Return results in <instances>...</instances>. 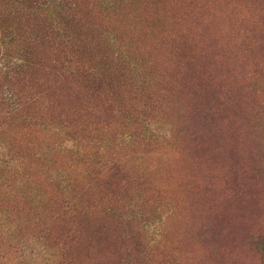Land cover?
<instances>
[{
    "label": "rangeland",
    "instance_id": "1",
    "mask_svg": "<svg viewBox=\"0 0 264 264\" xmlns=\"http://www.w3.org/2000/svg\"><path fill=\"white\" fill-rule=\"evenodd\" d=\"M7 2L0 0V66L13 70L21 50L19 38L3 36L16 21ZM71 6L73 42L65 55L75 52L106 83L93 97L84 95L85 115H68L73 124L84 120L74 126L79 135L104 138L101 151L124 161L126 170L111 186L76 181L80 200L96 204L77 218L85 232L76 242L59 220L69 212L56 179L72 172L71 151L82 147L58 128L23 134L21 150L31 163L15 159L6 163L7 175L0 171V181H11L10 190L0 188V264H55L44 236L56 248L64 242L60 249L75 264H120L126 248H139L132 234L151 264H264V0H72ZM55 17L32 20L43 42ZM44 44L37 53L48 59L54 46ZM96 103L101 118L87 114ZM97 122L103 131L94 130ZM1 151L0 159H10L8 148ZM105 190L112 192L102 198ZM161 213L164 243L151 250L156 242L146 226L159 225ZM102 222L106 236L91 227Z\"/></svg>",
    "mask_w": 264,
    "mask_h": 264
},
{
    "label": "trees",
    "instance_id": "2",
    "mask_svg": "<svg viewBox=\"0 0 264 264\" xmlns=\"http://www.w3.org/2000/svg\"><path fill=\"white\" fill-rule=\"evenodd\" d=\"M1 1H8L11 4L12 9L10 14L13 16V21L16 20L12 22L11 28L5 30L3 36L11 39L10 41H16V39L19 38L20 42L17 43L20 44L18 49H20L21 52H19L18 56L15 58L17 62H13L14 66L12 67L15 69H7L11 68L10 65L6 67L4 65L0 66V153L2 152V148H8L11 152L9 153L11 154L10 159H0V171L4 176L7 175L6 172L9 170L6 163L12 164V161L15 159H18L19 162L24 161L28 164L31 163V156L26 155L21 150L25 142L23 134L44 132L45 130L50 131L54 130V128H58L60 133L64 132L69 134V137L75 140V145L82 148L71 151V153L74 152V157L72 159L74 164L70 165L73 169L72 172L62 173L60 179H56L61 182V188L63 193H65V198L63 199L64 210L69 212L66 215L63 214L60 216L59 220L64 222V227L70 226L68 231L72 234V237H74L73 239L77 237L78 240L76 242H80L82 236H76V234H78V232L81 231V227H83V218L81 220H77V218L89 213L91 209H94L92 207H95L96 204L95 201L92 200L82 202L75 192L76 187H72L76 184L77 180L88 184L89 181H86V179L91 180L89 187L92 185L98 186L97 183L100 181H105V184L109 183L108 185L111 186L118 179L116 175L121 173V170H126L124 161L122 162L119 158H114L115 156L109 158L106 154L107 150L101 151V144L104 138H101L99 134L92 138L79 135V129L76 130V128L84 124V120L83 122L78 121L73 124L75 120L72 119V116L69 117L68 115L72 114L78 117L80 115H85L84 111L86 108L84 103L86 97H84V95H91V97H93L100 85L106 82L102 79V73L98 69L93 70L86 66L84 60L78 57L75 52H73V57L65 55L64 48L71 45L69 44L70 41L73 42V36L68 30L70 22L67 20L69 13H72V0ZM49 12H52V17H56L52 18V24L48 25L53 34L46 36L48 38L46 42L54 47L51 48V57L47 59L46 56L43 55V50L40 49L37 53L40 45H45L44 43L46 42L42 40L44 39L42 37L45 36L41 34L40 37L38 34L36 29V27H39L38 24L32 22V20L36 19L35 15L39 16L43 13L45 16L49 17ZM26 32L31 35L34 34V37L32 36L27 39ZM22 36H26V39H22ZM49 38H51V40H49ZM36 39L38 40L35 43V52L32 44ZM35 53L37 54L35 55ZM1 58L3 57L1 56ZM119 58L121 60L124 59L122 55L119 56ZM127 60L128 59H124L126 64L129 65V61ZM33 73L35 75H33ZM44 76H46V79ZM87 80L91 82V86H84V82ZM141 80L145 82L146 85H150V81L145 77L143 79L141 78ZM96 86L99 87L97 88ZM75 107L77 108L76 110H74ZM90 107L91 112L87 114H89L91 118H101L102 114L99 111H102V107L98 104L97 106ZM75 125H77L76 128L74 127ZM95 125L96 124H94L95 131L102 130V127H99L100 122H97V126ZM18 127L23 131L25 130V132L19 136L15 135L18 134ZM148 137L153 138V134H150ZM113 147H115V145H113ZM90 149H94V152ZM78 171L79 176L74 174V172L77 173ZM17 173H20L19 169H17ZM81 174H83L84 177L80 178ZM102 178L103 180H101ZM0 180H2V178H0ZM6 181H0V188L3 187L5 191H8L11 188V184L9 183L10 180L6 179ZM110 192L112 191L105 190L99 195H104L102 198H106L107 194ZM72 214H74L75 217H71ZM123 214L126 215L125 212H123ZM160 215L161 217L158 220L159 225L149 223L146 226L150 235L153 236L151 241L153 243L156 242L151 250L157 249L156 247L159 244L164 243V233L162 231V226L164 227V225H162V223L165 222L166 217H164L162 213ZM70 217L72 221L75 222V226L77 225V233L70 223ZM126 218H128L130 223L137 219L133 217L131 213L128 214ZM119 223L120 226H123L125 221L123 222L121 218ZM51 227L52 224H49L47 230L53 231ZM91 227H96L99 234L102 236L108 234L107 231L109 228L105 226L104 222L92 224ZM72 230H74V233ZM84 232L85 230L83 229L79 235L84 234ZM132 238L139 241V248H126L125 258L120 264H151L150 261L146 260V258H148V252L144 248L142 240H139L138 236L135 234H132ZM43 239L45 242L47 241L46 244L49 245V248L46 246V249L48 253L53 256L52 260H54V255L56 256L55 264H75L73 256L65 255L64 252L61 251V247L63 249L66 248L64 242L56 248V246L52 245L48 237L44 236ZM130 256H134L131 259L133 260L132 263L129 258Z\"/></svg>",
    "mask_w": 264,
    "mask_h": 264
}]
</instances>
